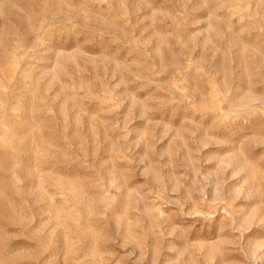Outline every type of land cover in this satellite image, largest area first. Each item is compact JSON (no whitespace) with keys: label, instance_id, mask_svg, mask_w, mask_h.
Wrapping results in <instances>:
<instances>
[{"label":"rangeland","instance_id":"obj_1","mask_svg":"<svg viewBox=\"0 0 264 264\" xmlns=\"http://www.w3.org/2000/svg\"><path fill=\"white\" fill-rule=\"evenodd\" d=\"M0 264H264V0H0Z\"/></svg>","mask_w":264,"mask_h":264}]
</instances>
